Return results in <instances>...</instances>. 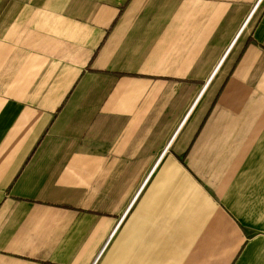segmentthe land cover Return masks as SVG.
Masks as SVG:
<instances>
[{"label":"crops","instance_id":"0c3cea01","mask_svg":"<svg viewBox=\"0 0 264 264\" xmlns=\"http://www.w3.org/2000/svg\"><path fill=\"white\" fill-rule=\"evenodd\" d=\"M0 264H264V0H0Z\"/></svg>","mask_w":264,"mask_h":264},{"label":"built area","instance_id":"2783aa9c","mask_svg":"<svg viewBox=\"0 0 264 264\" xmlns=\"http://www.w3.org/2000/svg\"><path fill=\"white\" fill-rule=\"evenodd\" d=\"M260 2V1H259ZM147 180V179H146Z\"/></svg>","mask_w":264,"mask_h":264}]
</instances>
